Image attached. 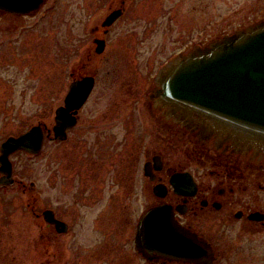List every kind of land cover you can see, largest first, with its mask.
Here are the masks:
<instances>
[{"label": "flooded vegetation", "instance_id": "obj_1", "mask_svg": "<svg viewBox=\"0 0 264 264\" xmlns=\"http://www.w3.org/2000/svg\"><path fill=\"white\" fill-rule=\"evenodd\" d=\"M52 1L29 13L0 9V20L9 30H28L27 19L44 15ZM135 1L111 0L84 36L77 39L74 31L69 52L76 58L64 103L52 127L40 122L44 144L70 142L75 150L71 178L57 175L74 190L71 218L45 204L36 215L45 253L55 256V263L42 264H64L51 245H62L76 225L89 229L76 231V242L97 239L84 257L76 248L70 264H264V152L205 133L160 101L167 63L207 43L183 48L162 64L103 59L113 47V28ZM261 21L264 16L240 29ZM74 83L76 93L89 94L70 111L76 123L60 140L53 132L57 110ZM99 105H106L101 115ZM15 184L27 185L19 178ZM48 210L60 225L47 219Z\"/></svg>", "mask_w": 264, "mask_h": 264}, {"label": "rangeland", "instance_id": "obj_2", "mask_svg": "<svg viewBox=\"0 0 264 264\" xmlns=\"http://www.w3.org/2000/svg\"><path fill=\"white\" fill-rule=\"evenodd\" d=\"M110 1L53 0L44 15L27 19L28 30H9L0 20V147L9 136L39 122L53 126L76 58L69 52L72 35L78 30L77 39L84 36L106 13ZM131 5L113 28V47L103 58L108 64H162L183 48L232 34L264 16V0H139ZM105 108L99 105L97 114ZM73 148L70 142L46 140L40 153L19 151L11 156L15 175L27 185L0 187V264H42L47 259L55 263V256L45 253L36 215L45 204L71 218L74 190L69 182V186L60 183L57 175L71 178ZM73 231L63 237L62 245H51V251L62 252L64 264L71 263L76 248L78 256L89 254L97 239L77 236L76 242V231L89 229L76 225Z\"/></svg>", "mask_w": 264, "mask_h": 264}, {"label": "water", "instance_id": "obj_3", "mask_svg": "<svg viewBox=\"0 0 264 264\" xmlns=\"http://www.w3.org/2000/svg\"><path fill=\"white\" fill-rule=\"evenodd\" d=\"M43 1L0 0V9L28 13ZM168 64L159 79L164 106L186 115L190 125L201 127L205 133H219L240 147L264 152V21L196 46ZM86 83L87 79L79 85ZM76 85L71 86L65 105L57 110L53 131L60 140L76 123L70 111L80 107L89 94L88 90L76 93ZM44 140L45 132L39 123L2 142L0 186L15 184L10 156L18 151L37 154ZM46 216L57 225L62 223L52 210L46 211Z\"/></svg>", "mask_w": 264, "mask_h": 264}]
</instances>
